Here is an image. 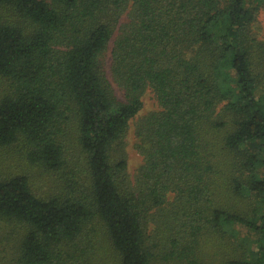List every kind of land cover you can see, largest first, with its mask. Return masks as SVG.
<instances>
[{"label": "trees", "instance_id": "16d2710c", "mask_svg": "<svg viewBox=\"0 0 264 264\" xmlns=\"http://www.w3.org/2000/svg\"><path fill=\"white\" fill-rule=\"evenodd\" d=\"M263 14L264 0H0V162L18 147L55 188L0 169V220L25 228L0 264H264Z\"/></svg>", "mask_w": 264, "mask_h": 264}, {"label": "rangeland", "instance_id": "374dc122", "mask_svg": "<svg viewBox=\"0 0 264 264\" xmlns=\"http://www.w3.org/2000/svg\"><path fill=\"white\" fill-rule=\"evenodd\" d=\"M262 20L264 21V14L262 15ZM0 93L6 89L7 83L5 81L0 82ZM152 92H147L144 96V108L140 115L133 121L130 131L127 136V151L129 156V171L132 176L135 175L136 171L143 164V155L140 153L138 146L141 143V138L137 135V125L141 120L157 110V102ZM18 147L8 148L1 153L4 157V161L0 162V169L2 171H9L14 173H20L22 171H29L33 176V184L41 193H49L54 188V184L47 178H42L43 175L39 170L30 168V164L26 159L20 158L16 151ZM42 175H40V174ZM55 189V188H54ZM53 189V190H54ZM25 228L17 222H7L0 220V261L4 259H10L12 253L20 244ZM112 254V251H110ZM163 264V263H161Z\"/></svg>", "mask_w": 264, "mask_h": 264}]
</instances>
